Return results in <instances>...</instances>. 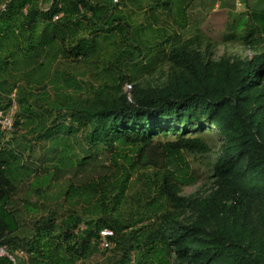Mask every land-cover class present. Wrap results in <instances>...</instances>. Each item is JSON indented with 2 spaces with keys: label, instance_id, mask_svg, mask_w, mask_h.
I'll return each mask as SVG.
<instances>
[{
  "label": "trees",
  "instance_id": "16d2710c",
  "mask_svg": "<svg viewBox=\"0 0 264 264\" xmlns=\"http://www.w3.org/2000/svg\"><path fill=\"white\" fill-rule=\"evenodd\" d=\"M116 6L112 0H55L41 12L38 0H15L2 10L0 98L14 89L13 102L28 110L51 104L50 115L58 108L82 111L92 128L85 135L91 150L81 159L71 148L84 124L75 114L45 132L34 131L36 122L25 125L40 140L54 142L36 160L44 167L24 160L20 150L0 148V247L9 254L23 251L27 264H264V51L205 61L187 44L175 45L166 55V85L128 83L122 92L118 83L127 81L126 69L141 59H134L138 31L132 27L131 33L124 16L113 13ZM117 16L124 19L120 36L127 47L113 45L110 37ZM253 20L264 32V8ZM98 40L105 43L102 57ZM244 41L250 47L259 42L248 35ZM124 54L129 58L122 70ZM57 57L72 70L85 65L88 102L78 104L74 97L81 92L66 91L71 71L62 74L59 97L31 102L30 85L44 84L50 73L54 83L61 77L53 73ZM29 62L43 68L28 69ZM109 78L114 83L104 89ZM73 87L83 88L78 81ZM201 119L216 129L222 145L207 193L183 195L182 188L198 180L190 157L205 156L211 147L200 136L162 137L170 125ZM46 161L55 163L53 171ZM70 173L64 186L56 181ZM53 181L57 190L45 192ZM103 229L113 231V249L98 248ZM0 264L13 262L0 257Z\"/></svg>",
  "mask_w": 264,
  "mask_h": 264
},
{
  "label": "rangeland",
  "instance_id": "374dc122",
  "mask_svg": "<svg viewBox=\"0 0 264 264\" xmlns=\"http://www.w3.org/2000/svg\"><path fill=\"white\" fill-rule=\"evenodd\" d=\"M55 0H38V8L41 12H47ZM94 1V0H90ZM15 0H0V17L5 7L8 9L14 6ZM117 9H112L113 13L119 12L124 16L125 23L130 27H135L138 31L137 47L134 50V59H141L135 66H130L126 69L127 81H120L118 86L122 92H128V83L138 84L141 87H162L169 81L170 68L166 59V55L170 48L175 45L187 44L190 48L200 52L205 61H217L220 59L232 60L235 58H248L251 54L264 51V32L257 30L253 16L255 14H261L264 8V0H119L115 3ZM261 10V12H259ZM5 11V10H4ZM23 14L27 13V6H24L21 10ZM122 12V14H121ZM56 19V17H54ZM117 21L113 33H111V39L113 45L126 46V42L123 37L120 36V30L122 29L123 18L117 16ZM131 33L133 28L130 29ZM248 35V40H259L257 45L250 47L248 43L244 41V37ZM125 36V35H124ZM128 40V39H127ZM130 44L132 42L128 40ZM97 51L100 56L104 54L105 43L98 40ZM156 45V47H154ZM143 47V48H141ZM154 48V49H151ZM143 52L148 51L142 55ZM124 54V58L120 60L122 70L128 66L129 56ZM29 58V57H28ZM24 60V59H23ZM119 61V60H118ZM28 69L35 71L41 70L43 67H38V63L26 64ZM75 70H72L69 64L57 57V62L52 65L55 70L53 73L61 75L57 82H53L50 76L46 79V82L42 85H30L33 87L30 90L31 102L33 98H39L36 103H46L52 97H59L61 91L62 81L60 79L65 77L62 74L75 73L73 81L66 84V91L80 93L75 96L78 104H84L88 102V92L86 91L87 81H91L89 77L83 74L87 69L84 64H78ZM51 67V65H50ZM120 69V70H121ZM47 75V73H46ZM25 79V78H23ZM45 80V79H44ZM16 81L18 82L17 78ZM21 82V80L19 79ZM79 82L83 88L77 92L73 87V83ZM19 82V83H20ZM58 83V84H56ZM97 83V82H92ZM114 83L110 78L103 83L106 86L104 89H108ZM22 84V83H21ZM106 84V85H105ZM58 85V86H56ZM90 85V84H87ZM57 87H59L57 89ZM93 87V85H92ZM96 89L99 85L94 86ZM63 88V87H62ZM14 90V89H13ZM10 93V96L0 98V104H3L2 109L4 113H12L13 121L12 127L9 131L0 130V148H15L20 150L23 154L24 160L30 162H36L38 158L41 159L45 156V153L54 145L53 141L40 140L35 133L28 131L29 127L25 125L29 122H36L37 126L34 129L35 132H44L52 126H58L62 120L68 124L72 122L73 117L71 114H75L76 122L80 119L84 124L78 125V131L74 132V142L71 143L72 152L77 154V158L81 159L90 152L91 145L86 142L85 135L90 132L92 128V122L85 121L82 111H73L66 108H58L52 115L50 110L51 104L36 105V110H28L27 106H22L17 102H13L17 93L15 91ZM100 92V89H97ZM27 92L29 90L27 89ZM38 92V95H34ZM118 91H116L117 93ZM6 101H9L6 103ZM32 106V105H31ZM80 108V105H78ZM60 117H63V119ZM16 122V125H15ZM24 122V123H23ZM73 126V125H71ZM76 126V125H75ZM168 133L166 138L162 137V140H174L177 137H202L208 145L211 147V152L202 157H190L191 168L196 170L198 180L195 184L185 186L182 188L183 195H200L207 193L208 189L212 185V168L213 164L218 158L220 147L222 145V137L218 134L216 129L205 119H201L195 123H187L184 125H170L168 127ZM75 138L77 140H75ZM64 146V145H63ZM65 147H69L66 143ZM64 148V150H67ZM28 155L31 157L28 158ZM80 157V158H79ZM28 162V163H29ZM55 163L46 161L44 165L53 171L51 168ZM72 180V174H67L64 178L56 180L64 186V183ZM56 182L45 188V192H55L57 189ZM33 200V198H32ZM33 216L27 217L26 222L28 225L33 226ZM30 225V226H31ZM83 228V226H80ZM19 252V250H16ZM14 254V253H12Z\"/></svg>",
  "mask_w": 264,
  "mask_h": 264
},
{
  "label": "built area",
  "instance_id": "2783aa9c",
  "mask_svg": "<svg viewBox=\"0 0 264 264\" xmlns=\"http://www.w3.org/2000/svg\"><path fill=\"white\" fill-rule=\"evenodd\" d=\"M119 0H112L113 3H117ZM13 117L12 113H4L0 111V130L1 131H9L12 127ZM113 237V232L109 229H103L99 232L97 238V246L99 249H112L114 244L111 241ZM0 257L7 258L13 262V264H19V262H24L27 264V255L23 251L14 252V254H9L5 247H0Z\"/></svg>",
  "mask_w": 264,
  "mask_h": 264
},
{
  "label": "clouds",
  "instance_id": "9594fccd",
  "mask_svg": "<svg viewBox=\"0 0 264 264\" xmlns=\"http://www.w3.org/2000/svg\"><path fill=\"white\" fill-rule=\"evenodd\" d=\"M112 231V230H111ZM113 232V231H112ZM99 234V233H98ZM113 236H114V233H113ZM113 238V237H112ZM112 238H111V241L113 242V244L115 245V243H114V241L112 240ZM114 247V246H113ZM113 249V248H112Z\"/></svg>",
  "mask_w": 264,
  "mask_h": 264
}]
</instances>
